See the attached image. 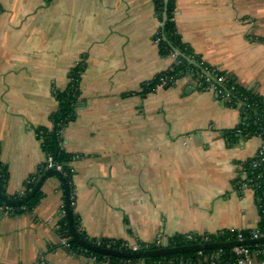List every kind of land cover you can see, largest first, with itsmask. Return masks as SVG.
Masks as SVG:
<instances>
[{"label":"crops","instance_id":"obj_1","mask_svg":"<svg viewBox=\"0 0 264 264\" xmlns=\"http://www.w3.org/2000/svg\"><path fill=\"white\" fill-rule=\"evenodd\" d=\"M172 1L181 42L264 101V0ZM161 23L154 0H0L8 195L45 161L37 130L81 62L76 117L63 130L79 230L136 244L258 227L264 198L246 185V163L262 140L237 132L241 110L188 77L149 89L175 62L154 40ZM41 192L28 212H0V264H98L60 243L59 181Z\"/></svg>","mask_w":264,"mask_h":264},{"label":"trees","instance_id":"obj_2","mask_svg":"<svg viewBox=\"0 0 264 264\" xmlns=\"http://www.w3.org/2000/svg\"><path fill=\"white\" fill-rule=\"evenodd\" d=\"M155 10L158 17L162 20V13L164 11V0H154ZM159 41L157 43L159 52L163 56L174 55L175 62L172 64L171 68L161 72L156 75L147 86L149 89H153L159 83L160 77L174 76L175 79L181 77H188L193 81L199 80V75L204 73V68L209 71L214 70L217 76H224V81L221 85L216 82L215 76L211 75L210 83L218 86L223 92H227L230 95V103L227 105L235 106L236 104H241V118L244 123L240 126L242 135H257L262 133V141L264 142V101L262 97L256 92L247 90L240 85H238L235 80L228 74L214 69L208 64H200L202 61L198 55H196L188 46L181 42L179 36L176 33L174 21H173V1L168 0L166 3V19L162 25L159 26L157 33ZM178 51L179 54H175ZM83 69V63L79 62L74 67L71 68L68 76V83L65 89L60 90L57 88L53 89V97L56 102V109L50 113V126L41 127L37 130V136L41 142V148L45 153V161H43L36 172L29 177L32 181L29 184L24 183V195H26L38 181V179L46 172L44 170L46 166V158L50 156L54 164L61 166V173L65 177L69 186V195L71 202L74 201V192L72 187V175H73V162L75 160V155L67 152L63 146V130L69 122L76 117L77 102L80 95L79 82L80 75ZM233 87L232 90L230 88ZM248 164L246 163V167ZM247 171L252 174L259 171V169H252L247 167ZM7 172L5 167L0 162V188L10 199H20L24 195L19 196L18 193L14 195H8L5 192V182H6ZM258 193L264 198V188L258 190ZM42 195L41 190L37 191L34 196L22 204H8L0 199V205H8L12 210L8 213L9 215H17L20 213L30 211L39 201ZM61 209L64 210V203L62 202ZM73 224L78 232L79 236L88 241L93 242V239L87 237L82 230H79L78 222L76 216L73 212V205L71 204ZM60 215V213H59ZM261 220L258 227L264 229V207L261 208ZM57 232L61 237L68 238V224L64 215L59 216ZM247 235L246 233H244ZM209 239L207 243L211 242H223L229 237L227 230L216 234H206ZM197 239L200 236L194 233ZM105 240V239H102ZM120 241V240H118ZM116 245H118V242ZM105 242V241H103ZM264 243V241H262ZM69 247L68 249L77 254H83L84 256H89L93 253L91 250H87L80 245L72 242L68 238ZM198 241H186L183 235L175 236L169 239L170 246H182L196 244ZM205 244V243H203ZM255 244H251L250 247H254ZM104 247V245H102ZM148 248H154L150 245ZM96 255L97 259L101 261L103 258L102 254L93 253ZM107 261L111 264H134L138 261L144 264H164L166 261H171V264H222L227 261H232L234 255L231 253V248H219V249H206L202 250L200 254L197 252L189 253H177L159 257H146L143 259L137 258H122L116 256H106Z\"/></svg>","mask_w":264,"mask_h":264},{"label":"built area","instance_id":"obj_3","mask_svg":"<svg viewBox=\"0 0 264 264\" xmlns=\"http://www.w3.org/2000/svg\"><path fill=\"white\" fill-rule=\"evenodd\" d=\"M158 33V32H157ZM155 34L154 40L156 43L159 41V37ZM205 62L201 61L200 64H204ZM214 68V67H213ZM217 69V68H214ZM211 75L215 76L216 82L221 85L224 81V76H217L215 74L214 70L209 71L207 68H204V73L199 75V80L196 81V84L198 87L202 90H213L216 93L220 95L221 100L225 103L228 104L230 103V95L227 92H223L221 89L218 88L217 85L210 83V78ZM174 76H165V77H160L159 78V83L157 86H165L171 84L173 81H175ZM233 87L230 88L232 90ZM240 110H242L241 104H236ZM244 123V121H243ZM237 132H242L241 129H238ZM256 136L260 137L262 140V133H258ZM46 166L44 170H50L54 169L56 171L61 172V166L54 164L52 162V158L48 156L46 158ZM248 167L256 170L259 169L256 173H250L249 179L247 180L246 185L251 187L254 191L258 192L259 189L264 188V142L262 141L260 148L258 149L255 157L251 159L248 162ZM32 180L27 178L25 181L26 184H29ZM19 196L24 195V187L18 192ZM71 204H74V201L71 202ZM12 208L8 205H0V212L4 214H8ZM60 215H64L65 212L60 208ZM59 226L58 224L55 225V228L57 229ZM229 233V237L227 238L226 241H243V240H255L259 238L264 237V229H261L260 227H256L251 230H236V229H228L227 230ZM246 233L247 235H245ZM200 236L199 239L194 236V233H187L184 234V238L186 241H198L196 244H203L208 242V235L206 234H198ZM105 241V242H103ZM118 240L114 239H94L91 244L105 248V249H111V250H120V251H130V252H137L141 250H151V249H157L163 246V236L161 234H158L155 238V240L152 243H136V244H129L124 241H118V245H116ZM61 245L65 246L66 248L69 247L68 243V238L61 237ZM252 243L249 244H243V245H238L234 246L231 248V253L235 256L232 261H227L222 264H253V261L256 259L259 264H264V243L263 242H257L253 243L255 244L254 247H250ZM104 245V247L102 246ZM150 245H152L154 248H148ZM94 253V252H93ZM91 253L88 258H91L94 262L98 264H111L107 261L108 255L102 254L103 258L101 261H99L94 255ZM201 251H197V254H200ZM134 264H144L141 261H138L137 263ZM164 264H171V261H166Z\"/></svg>","mask_w":264,"mask_h":264},{"label":"water","instance_id":"obj_4","mask_svg":"<svg viewBox=\"0 0 264 264\" xmlns=\"http://www.w3.org/2000/svg\"><path fill=\"white\" fill-rule=\"evenodd\" d=\"M168 0H164V11L162 14V23H164L166 19V3ZM175 54H179L178 51H175ZM56 178L60 183V190L62 193L63 203H64V212L65 217L68 224V233L67 237L74 243L80 245L81 247L91 250L92 252L99 253V254H105L110 256H116V257H122V258H137V259H143L146 257H159V256H165V255H171V254H177V253H189V252H197L202 251L206 249H219V248H232L234 246L243 245V244H249V243H257L264 241L263 238L255 239V240H243V241H223V242H211V243H205V244H191V245H182V246H170L169 245V238H166L163 242V246L157 249H151V250H141L137 252H130V251H120V250H111V249H105L98 246H95L91 244L90 242L82 239L78 232L76 231L74 224H73V218H72V210H71V200L69 195V186L65 179V177L62 175L61 172L56 171L54 169L47 170L42 176L38 179V181L35 183L33 188L22 198L20 199H10L0 188V199L3 200L5 203L8 204H22L29 200L34 194L41 190L43 184L48 178Z\"/></svg>","mask_w":264,"mask_h":264},{"label":"rangeland","instance_id":"obj_5","mask_svg":"<svg viewBox=\"0 0 264 264\" xmlns=\"http://www.w3.org/2000/svg\"><path fill=\"white\" fill-rule=\"evenodd\" d=\"M192 80V79H191Z\"/></svg>","mask_w":264,"mask_h":264}]
</instances>
